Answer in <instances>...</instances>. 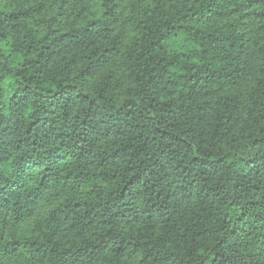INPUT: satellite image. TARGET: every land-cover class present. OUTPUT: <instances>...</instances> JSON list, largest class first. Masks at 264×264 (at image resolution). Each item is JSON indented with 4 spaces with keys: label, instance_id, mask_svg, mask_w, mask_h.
Masks as SVG:
<instances>
[{
    "label": "trees",
    "instance_id": "trees-1",
    "mask_svg": "<svg viewBox=\"0 0 264 264\" xmlns=\"http://www.w3.org/2000/svg\"><path fill=\"white\" fill-rule=\"evenodd\" d=\"M0 264H264V0H0Z\"/></svg>",
    "mask_w": 264,
    "mask_h": 264
},
{
    "label": "rangeland",
    "instance_id": "rangeland-1",
    "mask_svg": "<svg viewBox=\"0 0 264 264\" xmlns=\"http://www.w3.org/2000/svg\"><path fill=\"white\" fill-rule=\"evenodd\" d=\"M64 194L65 195H70V192L66 191ZM44 211H45V209L43 207H39L26 222L20 224L16 228V234L18 236L25 235L26 232L29 230L32 222L35 221L36 219H38L44 213Z\"/></svg>",
    "mask_w": 264,
    "mask_h": 264
}]
</instances>
